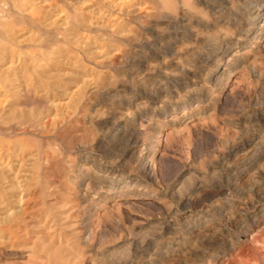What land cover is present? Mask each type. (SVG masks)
<instances>
[{
    "label": "rangeland",
    "instance_id": "obj_1",
    "mask_svg": "<svg viewBox=\"0 0 264 264\" xmlns=\"http://www.w3.org/2000/svg\"><path fill=\"white\" fill-rule=\"evenodd\" d=\"M0 264H264V0H0Z\"/></svg>",
    "mask_w": 264,
    "mask_h": 264
}]
</instances>
